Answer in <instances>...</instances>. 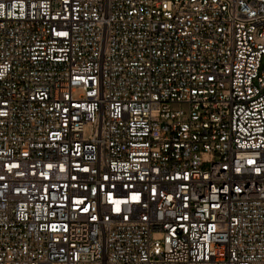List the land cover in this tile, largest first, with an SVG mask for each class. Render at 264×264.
<instances>
[{
    "label": "built area",
    "instance_id": "1",
    "mask_svg": "<svg viewBox=\"0 0 264 264\" xmlns=\"http://www.w3.org/2000/svg\"><path fill=\"white\" fill-rule=\"evenodd\" d=\"M0 5V264H264V0Z\"/></svg>",
    "mask_w": 264,
    "mask_h": 264
},
{
    "label": "snow or ice",
    "instance_id": "2",
    "mask_svg": "<svg viewBox=\"0 0 264 264\" xmlns=\"http://www.w3.org/2000/svg\"><path fill=\"white\" fill-rule=\"evenodd\" d=\"M0 7H2V5H0ZM249 163H251V161H249ZM109 196H111V193H109ZM139 198V194L138 193H133L132 195V199L133 200H136ZM117 204H119L120 202L119 201H116Z\"/></svg>",
    "mask_w": 264,
    "mask_h": 264
},
{
    "label": "rangeland",
    "instance_id": "3",
    "mask_svg": "<svg viewBox=\"0 0 264 264\" xmlns=\"http://www.w3.org/2000/svg\"><path fill=\"white\" fill-rule=\"evenodd\" d=\"M86 133H88V132H86Z\"/></svg>",
    "mask_w": 264,
    "mask_h": 264
}]
</instances>
